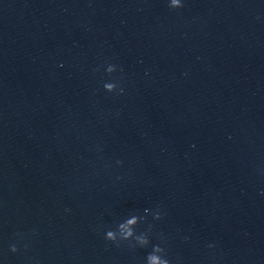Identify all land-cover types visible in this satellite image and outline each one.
Masks as SVG:
<instances>
[{
	"label": "water",
	"instance_id": "obj_1",
	"mask_svg": "<svg viewBox=\"0 0 264 264\" xmlns=\"http://www.w3.org/2000/svg\"><path fill=\"white\" fill-rule=\"evenodd\" d=\"M182 3L0 0V264H264V0Z\"/></svg>",
	"mask_w": 264,
	"mask_h": 264
},
{
	"label": "clouds",
	"instance_id": "obj_2",
	"mask_svg": "<svg viewBox=\"0 0 264 264\" xmlns=\"http://www.w3.org/2000/svg\"><path fill=\"white\" fill-rule=\"evenodd\" d=\"M170 9H179L184 5L182 0H169L168 4ZM107 73L111 74L117 71V66L114 64H108L106 68ZM103 88L109 92H116L119 88L118 94L124 93V88L119 87L117 82H105ZM117 163H122L117 161ZM148 210L145 209V212ZM154 218L159 220L161 219V213L157 211L154 213ZM143 217L137 215H131L122 222H119L115 229H108L104 233V239L115 244L116 247H120L122 242L125 241H135L134 244H130L131 247H147L150 243L149 232L151 231V226H149L148 231L137 234L136 226L141 222ZM27 247V245H25ZM10 250L15 253L18 251L16 244L10 246ZM145 264H170V260L167 257V252L164 247L161 245H153L151 252L145 258Z\"/></svg>",
	"mask_w": 264,
	"mask_h": 264
}]
</instances>
